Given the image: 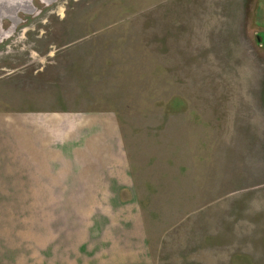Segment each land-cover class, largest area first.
Returning a JSON list of instances; mask_svg holds the SVG:
<instances>
[{"label":"rangeland","instance_id":"obj_1","mask_svg":"<svg viewBox=\"0 0 264 264\" xmlns=\"http://www.w3.org/2000/svg\"><path fill=\"white\" fill-rule=\"evenodd\" d=\"M4 115L0 264H264V0H0Z\"/></svg>","mask_w":264,"mask_h":264},{"label":"crops","instance_id":"obj_2","mask_svg":"<svg viewBox=\"0 0 264 264\" xmlns=\"http://www.w3.org/2000/svg\"><path fill=\"white\" fill-rule=\"evenodd\" d=\"M24 125V124H23ZM14 123L13 119H8L7 116L0 117V191H8L16 188L28 189L29 186H21L24 183H17L18 186H15L13 179L21 176L26 173L23 169L20 172L14 171L13 168V152H14ZM23 146L25 144L29 145V140H22ZM20 158H24L21 155ZM10 161V162H9ZM9 164L11 168H9ZM28 174V173H26ZM26 179V178H25ZM24 179V180H25ZM27 182H25L26 184ZM28 185V183H27ZM40 185V184H37Z\"/></svg>","mask_w":264,"mask_h":264}]
</instances>
